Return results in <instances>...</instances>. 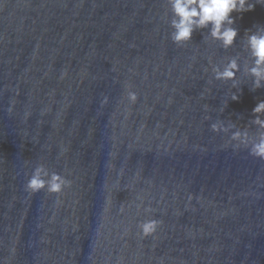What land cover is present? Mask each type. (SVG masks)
<instances>
[{
    "label": "water",
    "instance_id": "95a60500",
    "mask_svg": "<svg viewBox=\"0 0 264 264\" xmlns=\"http://www.w3.org/2000/svg\"><path fill=\"white\" fill-rule=\"evenodd\" d=\"M0 264H264V0H0Z\"/></svg>",
    "mask_w": 264,
    "mask_h": 264
}]
</instances>
